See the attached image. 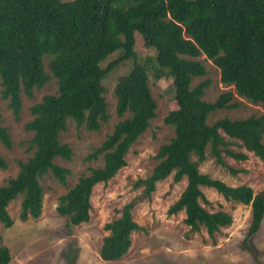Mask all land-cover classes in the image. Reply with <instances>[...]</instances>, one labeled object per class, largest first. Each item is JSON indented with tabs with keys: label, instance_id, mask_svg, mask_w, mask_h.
<instances>
[{
	"label": "trees",
	"instance_id": "obj_1",
	"mask_svg": "<svg viewBox=\"0 0 264 264\" xmlns=\"http://www.w3.org/2000/svg\"><path fill=\"white\" fill-rule=\"evenodd\" d=\"M135 32L141 34L147 48L156 50L155 79L172 76L178 107L164 121L175 134L160 146L159 163L152 174L136 182L145 185L144 196L125 204L118 210L119 216L105 224L110 234L103 238L101 257L119 260L126 255L132 232L140 227L132 213L134 207L144 197L151 198L157 182L173 174L174 182L186 177L187 184L167 213L183 211L184 223L194 230L203 225L213 236L233 222L227 211L211 212L204 207L203 203H210L204 186L214 188L227 201L251 205L252 221L244 245L257 259L247 242L264 222V191L258 194L249 185L234 186L212 178L202 173L199 165L207 157L208 145L217 162L225 165L220 146L230 141L221 130L242 141L245 149L264 162V113L243 119L225 116L210 124L211 112L235 108L239 103L232 102V91L207 101L204 94L211 80L195 86L192 80L207 74L197 59L205 55L219 68L222 83L233 85L239 96L264 105V0H0L1 96L8 100L15 118H20L22 94L33 97L34 90L52 78L58 86L56 94H47L30 107L33 119L25 128L33 132L27 148L32 156L20 160L18 174L0 187V222L12 226L8 206L19 195L23 196L21 220L41 216L44 175L67 183L69 169L55 160H71L73 149L61 141V133L70 119L77 128L94 131L108 121L104 80L126 59L137 57ZM117 51L120 55L103 67L102 62ZM137 66L148 74L147 67L135 61L119 78L116 112L122 119L87 158L103 154V166L92 168L59 197L57 211L69 218L68 225L90 220L95 185L107 183L126 165L128 150L156 116V100L146 76L140 79ZM127 113L130 116L126 117ZM0 142L12 147L11 135L1 119ZM226 152L241 159L248 157L246 153ZM7 166L0 156V168ZM11 259L9 247L0 244V264H9Z\"/></svg>",
	"mask_w": 264,
	"mask_h": 264
},
{
	"label": "rangeland",
	"instance_id": "obj_2",
	"mask_svg": "<svg viewBox=\"0 0 264 264\" xmlns=\"http://www.w3.org/2000/svg\"><path fill=\"white\" fill-rule=\"evenodd\" d=\"M70 1V0H65ZM135 49L137 57L126 59L112 70L104 80L109 119L99 130L77 128L73 120H68L67 129L61 133V141L68 143L73 149L71 160L57 158L58 165L69 169L67 183L61 184L51 175L41 179L43 186V211L39 218L21 220L22 195L11 201L8 206L13 224L6 227L0 222V244L9 247L12 259L9 264H264V222L260 230L248 239L255 255L244 245L252 221L251 205L227 201L214 188L202 187L210 203H203L209 211L225 210L233 216V222L221 227L211 236L207 229L200 225L194 230L183 221L185 213L168 215L167 209L174 204L186 187L187 178L174 182L173 174L157 182L151 198L144 197L134 207L132 213L140 227L132 232V244L125 256L119 260H104L100 255L103 238L110 232L105 224L119 216L125 204L137 197L144 196L145 185H137L139 179L150 176L159 163L157 153L162 144L174 136V128L165 123V116L176 109L175 86L172 76L164 75L155 79L153 72L157 69L156 50L147 48L139 32H135ZM113 53L102 62L106 67L120 55ZM207 69L205 76H195L192 86L210 79L204 99L214 101L226 91L233 92L232 102L239 103L235 108H218L208 116V123L213 124L225 116L231 119H243L251 115L264 113V105L253 103L236 93L233 85H226L220 80V71L205 55L197 58ZM137 61L147 67L144 74L141 66H137L140 79L148 81L152 95L157 103L156 116L151 120L148 129L137 139L126 154V165L107 183L95 185L92 193L91 218L88 222L69 224V218L57 211L59 197L66 194L78 179L88 175L92 168L102 167L103 154L88 160V156L107 138L122 117L117 115L115 86L119 78L127 74ZM47 58L46 69L49 71ZM166 74V73H165ZM0 85V119L8 128L12 138V147L7 148L0 142V156L5 158L8 166L0 168V187L15 177L19 170V161H27L32 152L27 148L33 132L25 128V124L33 119L30 107L40 102L43 96L57 93V82L52 78L43 88L35 89L34 96L22 94L20 118L16 119L8 100L1 96ZM130 116V113L125 115ZM227 145H221L222 158L225 165L217 162L211 145L206 150V159L199 165L202 173L212 178L221 179L230 185H249L254 193L264 191V162L253 152L242 145V141L228 137L222 130ZM264 141V136L263 139ZM246 153L248 157L241 159L229 155L226 151ZM196 159V157H193ZM235 172H232L231 170Z\"/></svg>",
	"mask_w": 264,
	"mask_h": 264
}]
</instances>
